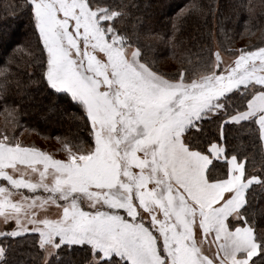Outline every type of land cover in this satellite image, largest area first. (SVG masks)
<instances>
[{
    "label": "snow or ice",
    "instance_id": "6c2138e0",
    "mask_svg": "<svg viewBox=\"0 0 264 264\" xmlns=\"http://www.w3.org/2000/svg\"><path fill=\"white\" fill-rule=\"evenodd\" d=\"M218 7L193 0L177 20ZM24 11L35 45L23 66L15 52L0 61V264L28 236L40 264H264L253 207L264 161L229 142L255 134L264 147V46L197 44L195 61L165 72L121 28L123 5L26 0ZM29 67L50 96L70 97L88 132L61 138L66 159L18 139L23 105L8 107V81L19 86ZM60 110L53 99L48 113Z\"/></svg>",
    "mask_w": 264,
    "mask_h": 264
},
{
    "label": "trees",
    "instance_id": "16d2710c",
    "mask_svg": "<svg viewBox=\"0 0 264 264\" xmlns=\"http://www.w3.org/2000/svg\"><path fill=\"white\" fill-rule=\"evenodd\" d=\"M109 3L123 5L124 16L120 22L122 29L140 37V44L149 53L150 58L162 71H176L181 64H187L190 56L188 49L196 52L197 44L211 43L213 46L223 41L229 49H255L264 46V0H213L218 4L214 16H192L181 23L177 20L193 0H108ZM207 4L209 0H199ZM26 0H0V61H7L16 53L21 66L28 57L26 45H35L32 29L25 14ZM251 9V11H250ZM218 33L216 41L206 38L208 29ZM178 29L177 31H174ZM175 40V46H173ZM25 49L23 52L18 49ZM227 56V55H225ZM3 65L0 64V67ZM29 76L20 79L19 86L15 77H9L8 107L19 108L23 105L20 121L24 129L43 134L49 140L62 145L61 138L79 142L88 132L81 121L74 119L77 109L70 97L59 94L50 96L45 85L40 82L41 71L38 67H29ZM4 80L0 76V83ZM35 81V82H34ZM55 99L61 107L56 113H48L50 102ZM6 117L4 111H0ZM11 126V120L8 121ZM12 127V126H11ZM215 131V125L208 126ZM229 142L249 157V163L255 161L259 168L264 161L261 141L257 135H244L240 140L234 136ZM256 210L254 222L264 225V196L258 195L253 202ZM35 237L28 236L24 242L13 246L8 253V264H40L42 251L38 249ZM87 253L83 248L74 253V258L83 260ZM52 264H55L53 259Z\"/></svg>",
    "mask_w": 264,
    "mask_h": 264
},
{
    "label": "rangeland",
    "instance_id": "374dc122",
    "mask_svg": "<svg viewBox=\"0 0 264 264\" xmlns=\"http://www.w3.org/2000/svg\"><path fill=\"white\" fill-rule=\"evenodd\" d=\"M239 50V49H238ZM225 59H228L225 56ZM6 117L3 113L0 114V131H3L5 127ZM8 130L11 132L13 128L8 123ZM18 139L25 143L34 144L37 147L47 151L50 155L57 159H66V152L63 150V145H59L57 141L49 140L43 134H39L36 131L22 128L18 134ZM0 183H3L0 180Z\"/></svg>",
    "mask_w": 264,
    "mask_h": 264
},
{
    "label": "crops",
    "instance_id": "0c3cea01",
    "mask_svg": "<svg viewBox=\"0 0 264 264\" xmlns=\"http://www.w3.org/2000/svg\"><path fill=\"white\" fill-rule=\"evenodd\" d=\"M263 153H264V147H263Z\"/></svg>",
    "mask_w": 264,
    "mask_h": 264
}]
</instances>
